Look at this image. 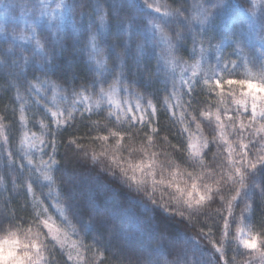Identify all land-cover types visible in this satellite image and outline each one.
Here are the masks:
<instances>
[{"label": "trees", "instance_id": "1", "mask_svg": "<svg viewBox=\"0 0 264 264\" xmlns=\"http://www.w3.org/2000/svg\"><path fill=\"white\" fill-rule=\"evenodd\" d=\"M220 3L64 0L66 15L62 24L35 23L36 39L31 43L17 39L18 27L11 29L10 35L0 36V239L15 233L22 241H35L38 235L35 242L40 256H33L32 264H45L50 259L52 264H100L104 259V264H225L233 258L234 264H248L247 256L238 255L252 251L238 246L240 231L248 232L240 222L243 205L230 210L229 185L216 183L221 171L216 164H227L228 145L238 142L239 137L231 127H217L215 115L220 113L226 123L236 106L231 98L225 100L226 86L224 95L203 97L207 103L193 112L187 106V88L182 86L184 80L191 77L194 82L205 71L203 61L194 57L191 48L192 33L201 27L209 39L221 42V47L226 48L231 37L252 53L239 79L259 85L257 76L264 75L259 54V49H264V0H256L254 7H250L253 0H222L223 6ZM4 5L17 16L34 19L46 9L47 0H4ZM202 8L212 10L204 25L191 20ZM156 25L169 37L180 33V39L173 41L174 59L168 57L170 63L166 65L159 60L158 52L167 57L168 44L160 42ZM93 37L98 52L93 51ZM138 42L147 49L143 66L136 55ZM254 49L257 52H252ZM120 69L134 92L122 91L114 80ZM46 78L63 87H41L37 80ZM235 88L238 98L240 85ZM244 91L256 93V88L245 86ZM110 92L120 99V107L115 108L106 98ZM136 108L140 111H129ZM207 112L212 114L211 123L201 114ZM132 114L151 115L160 143L150 151L166 152L173 163L164 171L165 184L172 185L168 192L180 195L176 188L190 189L192 179L188 174L192 173L198 191L203 193L199 177L213 169L217 172L215 180L205 183L211 187V194H219L213 195L215 203L205 200L201 206L205 214L198 220L189 222L153 204L142 188L130 184L101 155L109 151L131 163L155 164L156 179L161 178L163 154L153 159L137 152L131 159L126 151H117V141L125 147L141 146L144 132L139 130L144 125L137 122L131 127L128 120ZM193 116L197 117L195 122ZM241 119L245 124L249 122L247 117ZM261 123L257 121L254 134L264 135ZM125 129L137 135L135 143L125 135ZM113 133L117 135L113 137ZM101 136L109 140L102 141ZM205 140L208 147L197 149L199 157L193 155L189 145H202ZM72 141L79 142L86 151ZM42 161L51 164L45 166ZM45 175L51 180L44 179ZM250 179L264 188V171L252 174ZM252 197L255 211L249 223L264 226L261 191L254 188ZM226 221L233 240H225L223 245ZM204 234L206 238H202ZM40 241L48 245L52 257L39 247ZM85 245L102 251H87ZM18 251L16 246L11 256ZM261 252L264 249L257 243L252 264H261Z\"/></svg>", "mask_w": 264, "mask_h": 264}, {"label": "snow or ice", "instance_id": "2", "mask_svg": "<svg viewBox=\"0 0 264 264\" xmlns=\"http://www.w3.org/2000/svg\"><path fill=\"white\" fill-rule=\"evenodd\" d=\"M221 6H223L221 0ZM148 7H151L150 4H147ZM159 12V9L156 10ZM212 15V10L209 8H202L199 15L196 19L192 21H198L200 25H204L206 21ZM156 30L160 33V42L168 44V54L167 57H161L158 52L159 60L163 59L164 64L170 63L168 57H173V50L175 45L173 41L177 42L180 39V33H176L174 36L169 37L166 33L160 29L159 25H156ZM93 40V51L98 52L97 43L95 38ZM229 44L227 47H221V42H213L207 37L204 33L203 28L195 29L192 33L191 48L194 53V57L198 56L203 61L205 65V71L202 76L197 77L193 82L190 77L187 80H184L182 83L183 87L187 88L186 95L189 97L187 101L188 108H191L193 112L198 110V106L207 103L206 99H202L207 96H221L224 95L225 87L227 86V95L224 96L225 100L231 98L235 104V112L232 115L227 116V121L222 119L221 114L217 113L215 115V121L217 127L224 129L231 127L234 134L239 137L238 142L228 145V156L227 164H224L222 161L216 164V168H219V180H216V183H225L229 187L227 189L231 199L228 201L230 210L232 208H240L241 205V220L240 222L248 229V232L240 231L239 233V243L238 246L243 245V248L246 250L239 252L238 255L247 256L249 258L248 264H252L254 260V251L257 243L259 247L264 249V226L258 227L255 224L249 223L255 209L252 203V192L253 189H259L261 191V199L264 202V188H260L259 185H254L251 183L250 176L252 174L264 171V135H259V133H253V130L256 129L257 121L264 122V96L259 93L245 92L244 88L246 85L252 83L251 80L239 79L240 73L242 70H247L248 66V57L252 53L244 48L238 40H235L229 37ZM147 51L143 47L142 42L137 43L136 55L138 60L143 66V52ZM252 52H257V50H252ZM122 55V52L118 53ZM259 54L261 58V63L264 64V49H259ZM92 55V54H91ZM199 64V61H198ZM167 75V73H165ZM154 75V73H150ZM195 76V73H193ZM237 77V78H233ZM115 81H118L121 90L124 92H134L135 88L125 82L126 73L123 69L117 71L113 76ZM259 79V87L264 89V75L257 76ZM37 83L41 87L51 86L53 89L56 87H63L57 83H54L50 79L37 80ZM235 85H240L241 91L239 97L236 96ZM33 86V85H32ZM34 87V86H33ZM173 90L176 89L175 78L173 77L172 82ZM85 91H89L86 88H83ZM72 91H75L72 90ZM79 95L78 92H76ZM249 106H250V115H249ZM132 113L140 111L139 108L130 109ZM227 111V109H225ZM155 114V109H153L152 115ZM204 115L211 123L212 114L211 112L201 113ZM55 115V113H54ZM147 115V120L145 116ZM69 116H72V113L69 112ZM242 117H247L248 123L245 124ZM193 122L197 120V117L193 116ZM239 120V124L237 121ZM139 122L144 125V128L139 130L143 131L144 135L140 137L141 146L139 149L135 148L133 144H128L127 147L120 144L117 141L119 147L117 151L127 152L128 158L134 159L137 152H141L146 156H149L153 159L158 158L160 155H164V159L159 164L160 169V179H156V172L154 171L156 165L151 164L144 166L140 163H131L129 159H126L123 155L117 157L115 152L106 151L101 155L105 156L107 160L115 166L116 169L127 179V181L142 188L145 195H147L153 204H158L160 207L164 208L165 211L174 214L175 216H181L185 220L191 222L193 218L199 219V216L204 215L205 213L202 210V205L205 200H211L215 203L213 195L211 194V187L205 183L209 180H215L217 172L215 169L206 173L201 179V183L204 185V192L198 191V185L196 179L192 178V173L188 174L189 179H192L190 189L185 187L184 189L176 188L175 192L180 193V195H175L171 192H168V189L171 188V183L165 184L164 171L165 169H170L173 167L172 161L167 158V153H160L155 150L160 141L158 140V132L151 124V115L145 114L140 117L132 114L129 117L128 124L131 127H135L136 123ZM197 129L200 128V123L196 124ZM260 131H264V123L260 124ZM125 135H127L129 140H132L135 143L137 135L128 132L127 129L124 130ZM113 137L117 133L112 134ZM102 141H108L109 137L101 136L99 137ZM121 139H124V135L121 136ZM246 141V142H245ZM76 144L77 148L83 149L77 141H72ZM209 142L205 140L202 145H189V148L193 150V155L199 157V151L197 149H203L208 147ZM55 150V143H53V151ZM86 151V150H85ZM93 158H97L93 156ZM123 160L124 163H120ZM31 163V161H29ZM45 166L55 163L54 160H51V163L41 162ZM200 166L204 167L203 161L200 160ZM224 170L227 171V176L224 175ZM139 174V175H138ZM44 179L51 180L50 175H45ZM31 190V189H29ZM159 193V195H158ZM234 193V195L232 194ZM234 202V203H233ZM62 211V208H61ZM247 213V215H245ZM210 218V217H209ZM233 220H236L235 215L233 214ZM195 228V225H193ZM248 233H254L249 235ZM258 233V234H255ZM200 233H198L199 235ZM207 234H204L202 238H206ZM55 239V237H53ZM39 240V236L35 237V241ZM225 240H233L232 233L229 228L228 222H225V235L221 243L224 245ZM33 239L20 240L16 237L15 233H10L9 237L0 241V246L8 248L10 251L16 249V246H19V251L16 255H12L10 260L5 261V264H32L33 256L39 257L40 251L38 249V244ZM39 247L43 248L45 251H48L49 256L51 255V249L43 241H40ZM87 251L95 252L97 250L102 251L101 249L95 247L94 245H85ZM33 249H37L33 253ZM219 251V249H218ZM32 253V255H30ZM261 264H264V252H261ZM53 259L45 262V264H52ZM104 260L100 261V264H104ZM219 264V261H218ZM225 264H234V258L232 261H225Z\"/></svg>", "mask_w": 264, "mask_h": 264}, {"label": "rangeland", "instance_id": "3", "mask_svg": "<svg viewBox=\"0 0 264 264\" xmlns=\"http://www.w3.org/2000/svg\"><path fill=\"white\" fill-rule=\"evenodd\" d=\"M63 2L64 0H47L46 9L39 12L34 19H29L25 15L17 16L13 13V11L7 10L4 5V0H0V36H6L7 34L10 35L11 29L18 27L20 32L17 35V39L26 43H31L36 39V30L33 27L35 23L50 24L57 21L59 25L62 24L66 15L65 8L63 11ZM246 87L248 89L256 88V93L264 96V89H261L257 84L250 83L246 85ZM106 98L110 100L111 105L115 108L121 106L120 99L117 98V95L114 93H107ZM127 109L129 108L127 107ZM1 247L3 246H0V264H5V261L11 259V254L8 248L3 249Z\"/></svg>", "mask_w": 264, "mask_h": 264}, {"label": "clouds", "instance_id": "4", "mask_svg": "<svg viewBox=\"0 0 264 264\" xmlns=\"http://www.w3.org/2000/svg\"><path fill=\"white\" fill-rule=\"evenodd\" d=\"M255 5V0H253V4L250 7H254ZM4 239H0V241H3Z\"/></svg>", "mask_w": 264, "mask_h": 264}]
</instances>
